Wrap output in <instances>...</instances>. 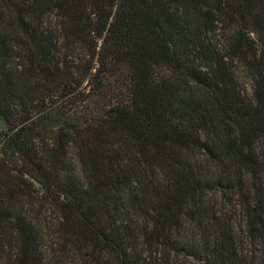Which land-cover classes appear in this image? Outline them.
<instances>
[{
  "label": "trees",
  "instance_id": "16d2710c",
  "mask_svg": "<svg viewBox=\"0 0 264 264\" xmlns=\"http://www.w3.org/2000/svg\"><path fill=\"white\" fill-rule=\"evenodd\" d=\"M0 264H264V0H0Z\"/></svg>",
  "mask_w": 264,
  "mask_h": 264
},
{
  "label": "rangeland",
  "instance_id": "374dc122",
  "mask_svg": "<svg viewBox=\"0 0 264 264\" xmlns=\"http://www.w3.org/2000/svg\"><path fill=\"white\" fill-rule=\"evenodd\" d=\"M241 83H242V85H243L244 88L248 89L249 92H251L252 89L250 87V81L246 77H244V76L241 77ZM235 218L237 220V225H238V228H239V231H240L241 230V227L240 226H241V224L243 222V217L240 214H236L235 215Z\"/></svg>",
  "mask_w": 264,
  "mask_h": 264
}]
</instances>
